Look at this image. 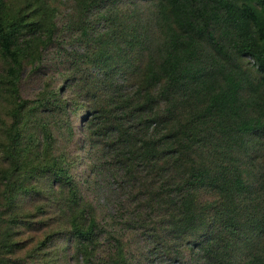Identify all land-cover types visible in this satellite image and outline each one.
<instances>
[{"label": "trees", "instance_id": "obj_1", "mask_svg": "<svg viewBox=\"0 0 264 264\" xmlns=\"http://www.w3.org/2000/svg\"><path fill=\"white\" fill-rule=\"evenodd\" d=\"M54 1L0 0L13 226L57 184L70 228L45 263L97 264L105 229L86 190L119 179L142 200L147 264H264V0H67L62 23ZM14 232L0 231L2 250ZM110 261L129 263L121 239Z\"/></svg>", "mask_w": 264, "mask_h": 264}, {"label": "rangeland", "instance_id": "obj_2", "mask_svg": "<svg viewBox=\"0 0 264 264\" xmlns=\"http://www.w3.org/2000/svg\"><path fill=\"white\" fill-rule=\"evenodd\" d=\"M64 1L67 0L54 1L55 5L59 7V23L63 22L66 7L69 5ZM41 89V81L33 76L25 77L22 85L24 97L35 98ZM83 114V111H79L76 117L77 128H80ZM82 137V134H78L79 142H82ZM53 190L55 196L51 199L35 197L33 204H28L31 210L30 217L18 219L19 223L13 226V215L8 209L2 208L4 195L3 186L0 185V231L9 229V227L14 229L12 240L17 245L14 252L2 250L0 245V256L10 264H46L45 254L42 253L50 241V236L52 238V234L56 231L67 233L70 228L69 225L61 224L62 218L56 217L57 212L61 215L59 213L61 208H67L64 204L62 205V202L67 199V195L59 192L57 184ZM86 200L95 206L98 222L105 229L95 252L96 263L111 264L110 254L113 252L114 239H121L130 260L128 264H147L144 254L146 252V235H143V229L139 228L141 222L138 218L142 200L135 199L130 192L126 191L119 179L112 178L103 182L100 193L92 192L89 187L86 190ZM13 222L15 223V221ZM60 237L61 234L54 236L52 244H49L45 251H52L54 245L59 243ZM69 251L67 250V252ZM156 257L157 255L151 257L154 261L153 264H158Z\"/></svg>", "mask_w": 264, "mask_h": 264}]
</instances>
